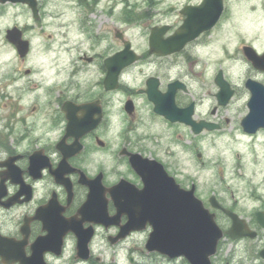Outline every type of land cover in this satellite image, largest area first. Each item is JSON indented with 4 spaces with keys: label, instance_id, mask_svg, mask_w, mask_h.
Here are the masks:
<instances>
[{
    "label": "flooded vegetation",
    "instance_id": "flooded-vegetation-1",
    "mask_svg": "<svg viewBox=\"0 0 264 264\" xmlns=\"http://www.w3.org/2000/svg\"><path fill=\"white\" fill-rule=\"evenodd\" d=\"M61 1L66 8L59 13L63 38L53 48L49 43L35 47L34 42L36 29L45 34L51 24L50 11L45 9L49 0H0V49L11 50L9 58H0V264L6 257L32 255L33 244L50 233L59 237L63 221L78 214L90 191L113 216L118 210L141 209L148 188L172 190L175 183L193 189L223 231L212 264H264V177L255 183L254 175L228 172L224 161L219 165L206 159L203 141H198L237 127L236 123L242 135L264 138V125L249 133L242 124L252 96L247 82L252 79L264 86V70L253 65L243 50L242 84L235 81L241 72L231 75L226 67L227 1L223 0L216 23L211 21L210 6L204 11L206 21L196 18L193 31L204 24L211 27L192 39L178 34L187 19L184 9L203 0L177 1L165 11L142 12L128 10L129 4L120 6L126 0ZM68 10L89 43L67 41L73 24L66 19ZM136 17L143 21V41L138 47L132 43L139 58L123 65L124 57L115 76V56L131 40L130 20ZM10 32L27 42L21 44L25 51L11 41ZM152 38L157 43L174 39L169 47L178 49L159 54L152 51ZM216 41L221 42L217 60L206 53ZM36 55L47 58L36 60ZM236 63L233 66L241 67ZM219 76L232 91L224 97L227 103H221ZM205 83L213 85L207 96L212 104L202 112ZM203 122L197 133L195 123ZM234 156V168H242L241 153ZM196 158L209 172L206 188L211 192L204 195L194 179ZM238 183L249 191L238 195ZM229 212L256 235L230 236L234 219ZM128 220V214L122 213L121 224ZM90 225L84 222L85 227ZM94 227L97 232L102 226ZM103 228L115 229L111 235L120 232L118 225ZM148 229L150 224L142 231ZM71 236L77 241L69 232L62 254L49 250L46 260L62 257ZM246 242V259L237 260L238 249H243L240 244Z\"/></svg>",
    "mask_w": 264,
    "mask_h": 264
},
{
    "label": "water",
    "instance_id": "water-1",
    "mask_svg": "<svg viewBox=\"0 0 264 264\" xmlns=\"http://www.w3.org/2000/svg\"><path fill=\"white\" fill-rule=\"evenodd\" d=\"M216 3L217 6H214ZM209 6L214 11L211 21L215 23L218 20L223 9L222 0H204L198 7L188 6L184 10L188 18L183 26L181 35H190L192 39L201 30L211 27L204 24L200 30H192L193 22L198 16H201L206 21L207 17L204 15V11L208 10ZM9 37L14 43L20 44V49H22L21 44H27L22 39L17 40L12 32H10ZM151 42L152 49L158 53L167 54L173 51V49L165 48L164 44H157V46L154 40ZM168 42L174 41L170 40ZM22 51H25V49H22ZM244 51L256 67L264 69V55H259L251 46H245ZM124 57L126 62L123 65L130 64L138 58L134 50L131 49L130 42H127L125 51L115 56L113 65L115 76L122 67L119 66V63ZM217 80L222 87L219 94L221 103H227V99H224V97L229 98L232 94L229 84L220 76ZM247 84L252 90V97L249 101L250 110L244 117L242 124L246 131L254 132L258 125H264V88L253 80H249ZM259 87L262 91L259 90ZM195 124V131L201 132L203 125L206 123ZM207 127L212 128L208 124ZM142 197L145 199V203L141 209L137 207L134 210H118L117 214L112 216L108 213L105 206L97 204L95 195L91 192L87 201L78 212L82 217L78 219L76 215L63 221L59 237L55 239L54 234L50 233L44 239H38L33 244L32 255L19 254L14 258L6 257L2 259V262L4 264H15L17 262L20 264H48L44 256L45 252L50 250L60 255L64 247V237L69 232H73L77 237V254L75 258L88 260L91 257L90 242L94 236L95 229L92 225L87 228L84 227V222L92 221L106 227L112 225L120 226V232L116 236H109V241L112 244L125 239L133 231L145 229L147 224H150L152 230L145 245L148 252H159L172 259L183 256L190 264H212L211 256L217 251L223 231L216 223L214 214L204 207L202 201L195 196L193 189L187 191L175 183L172 190L164 188L156 191L148 188ZM122 213H126L129 216V220L124 224L120 222ZM229 213L234 219V224L228 231L230 236L237 238L245 235H250L251 237L256 235V233H248L247 224L242 219H239L237 214ZM261 223L264 226L263 216H261ZM52 230L56 231L51 228Z\"/></svg>",
    "mask_w": 264,
    "mask_h": 264
},
{
    "label": "rangeland",
    "instance_id": "rangeland-1",
    "mask_svg": "<svg viewBox=\"0 0 264 264\" xmlns=\"http://www.w3.org/2000/svg\"><path fill=\"white\" fill-rule=\"evenodd\" d=\"M119 1V0H118ZM126 0V4H120L126 8L127 4L130 5V11H148V10H162L172 4L185 0ZM195 1V0H194ZM227 1V21L225 26V38L224 44L226 45V67L229 74H241V77H236L237 84H242L243 77L245 76L244 64L246 63L242 53V47L244 44H252L257 50H264V0H226ZM45 9L50 11V26L47 28L46 33H41L38 29L35 31V47L41 43L53 44V48L62 42L61 27L62 17L59 13L65 11L64 3L61 0H49L46 3ZM69 11V10H68ZM70 12V11H69ZM73 14H68L66 19L69 22L73 21V24L68 27V42L77 41L79 39L84 43H89L85 40V36L81 35L78 19L72 18ZM167 21V19H165ZM142 20L139 17L130 20L131 29L129 31L130 38L135 46L143 41L140 25ZM116 26H118L116 21ZM51 37H49V35ZM91 34V33H90ZM220 41H216L215 45L206 50L211 59L216 60L221 57L219 55ZM215 50V51H213ZM11 56V50L9 48L0 49V58H9ZM36 60H43L47 58L43 55H36ZM50 58V57H49ZM238 60V63L233 60ZM240 61V63H239ZM240 64L239 66H233L234 64ZM205 64H207L205 62ZM204 86V85H203ZM213 85L205 83L201 95L205 103L201 104L200 110L206 111L211 106V100L207 99L208 90H212ZM237 113V112H236ZM246 116V115H245ZM244 116V117H245ZM238 118V114L236 115ZM241 121V119H240ZM236 126H230L218 131L206 138H200L198 141H203L202 152L203 155L211 160L216 161L215 164H219L218 161H224L226 164V170L237 171L240 174L245 173L248 176L254 175V182L261 181L264 177V138L262 136H244L241 134L240 125L236 123ZM239 151L242 155L241 161L244 166L240 169L234 168L237 161L234 157L235 153ZM223 164V163H222ZM220 165V164H219ZM194 179L198 180L201 185L199 191L204 195L206 191L211 192L208 187L206 188V180L209 176V172L203 169V166L196 158L194 166ZM263 175V176H262ZM262 176V177H261ZM261 177V178H260ZM239 184L238 195H243V192H247L246 188H242ZM151 229L146 232L138 231L130 235L125 240L120 241L118 244H111L108 240V235L112 234L115 229L105 230L103 227H99L96 232V236L92 240L91 250L92 257L87 260H76V239L69 237L67 239V246L64 250L62 257L50 258L49 264H189L185 259H169L166 256L158 254L156 252H148L145 248V244ZM248 242L241 243L240 246L243 249H238L236 253L237 260L246 259V251Z\"/></svg>",
    "mask_w": 264,
    "mask_h": 264
}]
</instances>
